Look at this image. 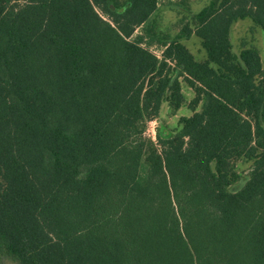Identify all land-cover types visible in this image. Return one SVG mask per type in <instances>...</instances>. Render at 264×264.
<instances>
[{"label":"trees","instance_id":"1","mask_svg":"<svg viewBox=\"0 0 264 264\" xmlns=\"http://www.w3.org/2000/svg\"><path fill=\"white\" fill-rule=\"evenodd\" d=\"M159 7L0 0V264H264V64L230 38L264 32V0H211L174 37ZM183 82L192 114L154 139Z\"/></svg>","mask_w":264,"mask_h":264},{"label":"rangeland","instance_id":"2","mask_svg":"<svg viewBox=\"0 0 264 264\" xmlns=\"http://www.w3.org/2000/svg\"><path fill=\"white\" fill-rule=\"evenodd\" d=\"M211 0H160V7L154 15V29L158 36L174 37L182 25V20L194 13H197L204 6L209 4ZM140 30H137V33ZM230 38L233 43V48L239 52L243 46L255 45L259 48L261 59L264 64V32L262 28L254 24L250 18L237 20L231 28ZM183 42L194 54V56L202 60L206 57V53L201 46L200 38L192 35L189 38H184ZM150 49L162 57V49L158 43L150 46ZM182 92L185 97L184 104L176 112L171 114L168 104H162L159 118L151 122L148 128V135L156 139V127L164 125L169 129H175L179 125V119L182 116H190L192 110L188 103L194 97V90L185 82L182 83ZM248 163H241V169H247Z\"/></svg>","mask_w":264,"mask_h":264},{"label":"built area","instance_id":"3","mask_svg":"<svg viewBox=\"0 0 264 264\" xmlns=\"http://www.w3.org/2000/svg\"><path fill=\"white\" fill-rule=\"evenodd\" d=\"M152 122H154V121H152Z\"/></svg>","mask_w":264,"mask_h":264}]
</instances>
